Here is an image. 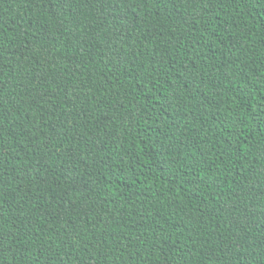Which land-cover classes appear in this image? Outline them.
<instances>
[{
  "label": "trees",
  "instance_id": "trees-1",
  "mask_svg": "<svg viewBox=\"0 0 264 264\" xmlns=\"http://www.w3.org/2000/svg\"><path fill=\"white\" fill-rule=\"evenodd\" d=\"M0 264H264V0H0Z\"/></svg>",
  "mask_w": 264,
  "mask_h": 264
}]
</instances>
